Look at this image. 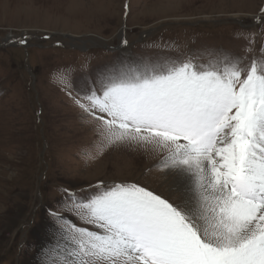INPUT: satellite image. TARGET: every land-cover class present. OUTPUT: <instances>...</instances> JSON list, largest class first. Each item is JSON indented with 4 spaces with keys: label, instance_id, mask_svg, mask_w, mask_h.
I'll use <instances>...</instances> for the list:
<instances>
[{
    "label": "snow or ice",
    "instance_id": "1",
    "mask_svg": "<svg viewBox=\"0 0 264 264\" xmlns=\"http://www.w3.org/2000/svg\"><path fill=\"white\" fill-rule=\"evenodd\" d=\"M238 38L241 54L123 64L76 94L105 145L162 154L157 167L176 173L181 203L136 182L100 181L86 197L64 189V209L92 229L51 212L62 223L43 264H264V45Z\"/></svg>",
    "mask_w": 264,
    "mask_h": 264
},
{
    "label": "rangeland",
    "instance_id": "2",
    "mask_svg": "<svg viewBox=\"0 0 264 264\" xmlns=\"http://www.w3.org/2000/svg\"><path fill=\"white\" fill-rule=\"evenodd\" d=\"M261 9L264 0H0V264H43L62 223L51 212L92 229L64 209V189L86 197L100 181L136 182L181 203L161 153L105 145L73 98L123 64L241 54V33L258 50ZM21 35L34 38L6 40Z\"/></svg>",
    "mask_w": 264,
    "mask_h": 264
},
{
    "label": "bare ground",
    "instance_id": "3",
    "mask_svg": "<svg viewBox=\"0 0 264 264\" xmlns=\"http://www.w3.org/2000/svg\"><path fill=\"white\" fill-rule=\"evenodd\" d=\"M174 185H175V187L178 189V185H180V180H179V178L176 176L175 177V181H174ZM179 191V190H178ZM179 193L181 194V192L179 191Z\"/></svg>",
    "mask_w": 264,
    "mask_h": 264
}]
</instances>
